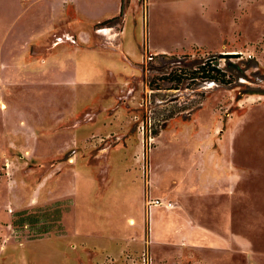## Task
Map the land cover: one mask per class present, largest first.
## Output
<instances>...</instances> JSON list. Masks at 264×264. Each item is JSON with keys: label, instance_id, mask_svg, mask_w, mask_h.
Returning a JSON list of instances; mask_svg holds the SVG:
<instances>
[{"label": "rangeland", "instance_id": "374dc122", "mask_svg": "<svg viewBox=\"0 0 264 264\" xmlns=\"http://www.w3.org/2000/svg\"><path fill=\"white\" fill-rule=\"evenodd\" d=\"M16 2L0 0L5 61L17 41ZM123 5L129 14L123 51L134 47V56L115 48L118 37L108 26L95 25L84 44L61 30L31 43L33 65L15 71L0 61V107L6 106L0 109V264H130L143 252L158 262L172 257L169 244L151 243L161 235L151 232L147 202L157 197L177 204L178 222L168 218L167 225L190 230L181 264H264V0ZM114 27L122 30V17ZM77 46L85 56L97 48L107 52L100 51L98 66L86 67L93 58L83 57L81 72L73 59L65 60L58 87L55 73L41 77L48 61L56 68L59 50ZM209 65L231 83L188 79L190 71ZM70 164L89 174L87 193L112 180L109 186L119 184L116 167L137 171L143 190L131 215L136 226L114 220L108 235L97 234L91 216L81 213L76 223L85 241L63 232L59 197L70 185ZM151 174L161 194L150 193ZM73 221L64 224L71 228ZM97 238L104 248L88 242ZM109 244L129 247L112 254Z\"/></svg>", "mask_w": 264, "mask_h": 264}, {"label": "crops", "instance_id": "0c3cea01", "mask_svg": "<svg viewBox=\"0 0 264 264\" xmlns=\"http://www.w3.org/2000/svg\"><path fill=\"white\" fill-rule=\"evenodd\" d=\"M17 4V10L15 14V20L20 22L15 25L16 31L15 34L17 36V41L15 43L14 49L9 51L8 56L5 58L8 61H5L0 58V61L3 64H8L12 69L15 71L21 66L22 63L26 65H33L32 59L37 56L36 51L34 50L32 53L28 51L29 46L31 43H35L36 45L42 44L45 42L50 34L51 31H59L61 30V34H68L69 36L76 35L78 39H80L81 44H84L86 41H89L92 37L91 34V27L95 26L105 20L112 19L114 17H117L122 9V18H123V28L122 30H116V28L113 26L107 27L109 33L113 32V35L110 34L111 37H118L116 42H119L120 45H114L115 48L118 46L121 47V53L125 52L129 55H135V49L132 47V49L127 50L123 48L124 43V37L127 33V22H128V10L125 12L124 3L125 0H16ZM129 10L131 9L129 5ZM19 19V20H18ZM23 34V36L20 37V35ZM99 39V38H97ZM60 43H57L56 46H58ZM77 46L75 50H59L58 53V65H56V68L53 70V66L51 65V62L48 61L43 66H41V72L40 75L42 78H47L51 73H55L58 82L56 81L55 85L58 87L59 85H62L63 82L60 79V74L64 70V63L65 60L73 59L74 62L77 64L78 71L81 72L82 68L80 64V60L83 57H91L93 58V61H90L87 63L88 65H85L86 67L91 66H98L99 62V55L100 51L107 52V50H103V48H97L96 50H93V54H88V56H85L81 48ZM153 54L157 55L158 52L153 50ZM163 51V50H162ZM29 52V53H27ZM112 53L117 52L112 50L110 51ZM119 60L121 63L123 62V59L120 57L119 54H117ZM127 59L126 56H124ZM82 65L83 60H82ZM90 65V66H89ZM107 69V68H106ZM129 69V68H128ZM56 70V71H55ZM111 71V69H109ZM129 71V70H128ZM107 72V70H106ZM112 72V71H111ZM32 74H37L36 72ZM85 76V75H84ZM90 81V80H89ZM98 82V81H97ZM16 83H19L18 78L16 79ZM92 83V82H91ZM90 83V84H91ZM44 85H51L50 82H43ZM88 85L87 88H90L91 85ZM54 86V87H55ZM84 86V85H83ZM6 108V106H5ZM1 108L0 109H5ZM75 116V114H73ZM82 128H76L77 130ZM86 132L88 129L85 130ZM77 135L81 136V134ZM27 153V152H25ZM28 154V153H27ZM63 166L65 167L66 164L64 163ZM110 165L106 164L107 173L105 174V181L108 179V171L110 169ZM116 169L115 173V180L119 184H115L114 186H109L112 181H109L105 186L98 191L97 190H91L89 193H87L85 188V183L89 181V184L93 187L91 184L92 181L90 179H85L89 174L84 170L81 166H72L71 164L66 169L68 172H73L70 178V185H65L63 188V196L59 197V203L63 204V212H61V216L59 219H61L63 232H68L73 234V241L75 242H81L85 241L80 237L79 235V226L76 223L77 218H80L79 215L81 213L91 216L92 221L90 222V228L93 231H96V233L101 234H107L108 235V228L114 223V220L118 222V224L121 222V220L126 219V228L130 229L136 226V222L131 219V215H133L136 205L139 202V198L141 196V191L143 190V184L140 180L139 174L135 170H127L123 168ZM120 172V173H119ZM150 172H152V166L150 168ZM91 177V176H90ZM113 177V176H112ZM113 178V179H114ZM155 180V178L151 176L149 177V188L150 193L155 194H161L160 188L154 187V184L152 183ZM106 183V182H105ZM90 194V195H88ZM85 197L87 199V203H84L82 200ZM154 199H163L170 201L165 198L157 197ZM153 200V199H150ZM171 202V201H170ZM68 203V205L66 204ZM121 203L122 207L119 208L116 204ZM175 204V207L170 209H165L163 207H148V217H149V226L151 228V232H153V236L155 234V231H157L161 237L160 239H153L151 243L158 241L169 244L171 248H169L173 255H167L169 257L165 258L161 261H155L152 258V264H181L182 257H183V247H185L186 243L183 242L184 235H187L189 233V229L187 226L182 225V227L179 225L175 226L174 222H172L171 225H167V219L172 218L173 220H177L173 218V212L177 204L175 202H172ZM87 204V205H86ZM67 205V206H65ZM61 211V209H60ZM84 216V217H85ZM74 218V221L72 223L71 228H67L66 219ZM120 220V221H119ZM133 220L135 222L134 226H129L128 221ZM113 221V222H112ZM178 222V220H177ZM177 227V229H175ZM159 228H161L159 230ZM182 229V230H180ZM185 229L186 231H183ZM97 233V234H98ZM192 233V232H191ZM152 235V233H151ZM176 235V236H175ZM152 239V238H151ZM103 239L97 238V239H89L88 242L90 245H95L97 249H102L103 247ZM87 243V241H86ZM107 243H111L108 239ZM112 244V243H111ZM111 244L109 246L105 247L107 249L108 247L111 249L110 252L112 254H118L117 252H123L125 247H129L126 245H123L120 247L121 249L117 247H113ZM91 246V247H92ZM64 251L66 247L64 246ZM152 257V256H151ZM189 259H192L193 256H188ZM64 259V258H62ZM171 260V261H169ZM189 264H196V261H192Z\"/></svg>", "mask_w": 264, "mask_h": 264}, {"label": "trees", "instance_id": "16d2710c", "mask_svg": "<svg viewBox=\"0 0 264 264\" xmlns=\"http://www.w3.org/2000/svg\"><path fill=\"white\" fill-rule=\"evenodd\" d=\"M122 9L120 14L117 17H114L112 19L109 20H105L99 24H97V26H108L111 27L113 26L115 23L118 22V20L122 17ZM237 55H223L222 58H235ZM177 78H173L172 81H176L177 86H175V90L178 89L179 84L181 83L180 78H178L179 76H176ZM191 82H197V81H202V82H214V83H219L222 85H229L231 83V80L229 78V76L227 77V75L223 72H221L220 69H218L216 67V65L214 66H208V67H199L196 70H192L189 72V78H188ZM169 80V78H168Z\"/></svg>", "mask_w": 264, "mask_h": 264}, {"label": "built area", "instance_id": "2783aa9c", "mask_svg": "<svg viewBox=\"0 0 264 264\" xmlns=\"http://www.w3.org/2000/svg\"><path fill=\"white\" fill-rule=\"evenodd\" d=\"M149 59H152V58H149ZM147 204H148V207H151V206L152 207H163L165 209H170V210H172L175 207L174 203L167 201V200H163V199L149 200ZM139 257H140L139 261L131 259L130 264H152V260L150 256L147 255L146 253L143 252Z\"/></svg>", "mask_w": 264, "mask_h": 264}, {"label": "bare ground", "instance_id": "6f19581e", "mask_svg": "<svg viewBox=\"0 0 264 264\" xmlns=\"http://www.w3.org/2000/svg\"><path fill=\"white\" fill-rule=\"evenodd\" d=\"M2 105V104H1ZM3 107L5 108V105H3Z\"/></svg>", "mask_w": 264, "mask_h": 264}]
</instances>
